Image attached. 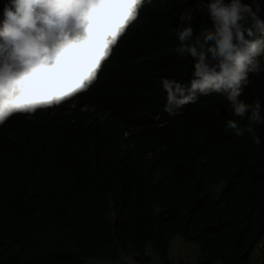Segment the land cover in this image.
Segmentation results:
<instances>
[{"label": "trees", "instance_id": "16d2710c", "mask_svg": "<svg viewBox=\"0 0 264 264\" xmlns=\"http://www.w3.org/2000/svg\"><path fill=\"white\" fill-rule=\"evenodd\" d=\"M209 2L145 0L87 91L0 125V264H152L149 247L177 264L175 235L199 245L196 264H251L255 251L264 264V123L259 145L237 136L227 122L243 130L251 110L236 117L218 92L165 111L162 79L194 78L177 32L192 27L196 45L213 29ZM241 2L264 20V0ZM241 23L246 40L264 37ZM258 59L238 99L264 118Z\"/></svg>", "mask_w": 264, "mask_h": 264}, {"label": "clouds", "instance_id": "9594fccd", "mask_svg": "<svg viewBox=\"0 0 264 264\" xmlns=\"http://www.w3.org/2000/svg\"><path fill=\"white\" fill-rule=\"evenodd\" d=\"M144 5L145 0H10L0 26V125L14 114H35L87 91ZM203 9L213 29L201 31L196 45L188 43L192 27L177 32L178 50H187L196 61L194 78L190 87L162 79L168 97L165 111L173 113V106L194 102L197 93L226 94L236 117L244 118L251 110L245 129L233 120L227 122L228 128L237 136L252 134L259 145L253 133L257 123H264L261 105L238 99L248 74L261 71L258 57L264 56V37L246 40L241 23L250 18L264 33L259 6L254 11L241 0H210L201 5ZM247 34L252 36V29ZM205 45L211 59L198 52Z\"/></svg>", "mask_w": 264, "mask_h": 264}, {"label": "rangeland", "instance_id": "374dc122", "mask_svg": "<svg viewBox=\"0 0 264 264\" xmlns=\"http://www.w3.org/2000/svg\"><path fill=\"white\" fill-rule=\"evenodd\" d=\"M151 253L152 264H160L158 257L154 254L152 249L149 247L147 254ZM200 247L197 243L186 241L179 235L172 237L171 244L169 247V255L172 260L177 264H196L198 255H200ZM261 253L255 251L253 253V258L251 264H262L260 260L257 259ZM155 255V256H154Z\"/></svg>", "mask_w": 264, "mask_h": 264}]
</instances>
